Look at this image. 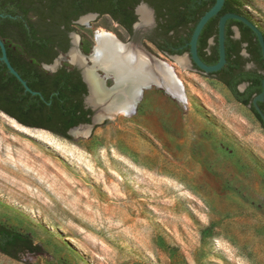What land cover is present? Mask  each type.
Returning a JSON list of instances; mask_svg holds the SVG:
<instances>
[{
	"label": "rangeland",
	"instance_id": "obj_1",
	"mask_svg": "<svg viewBox=\"0 0 264 264\" xmlns=\"http://www.w3.org/2000/svg\"><path fill=\"white\" fill-rule=\"evenodd\" d=\"M233 3L264 33V0ZM72 27L84 55L95 30L130 40L108 15ZM136 42L172 66L184 103L151 87L68 138L0 111V224L40 246L0 264H264V129L215 75Z\"/></svg>",
	"mask_w": 264,
	"mask_h": 264
},
{
	"label": "trees",
	"instance_id": "obj_2",
	"mask_svg": "<svg viewBox=\"0 0 264 264\" xmlns=\"http://www.w3.org/2000/svg\"><path fill=\"white\" fill-rule=\"evenodd\" d=\"M141 1L154 10L157 48H166L169 54H182L189 50L188 42L195 24L215 0H0V39L7 58L26 85L36 92L26 91L0 59V111L24 126L44 129L65 138L69 137L67 131L71 127L89 123L92 112L83 105L86 86L79 71L60 66L50 72L41 64L51 63L60 52L67 50L68 33L80 15L88 12L108 15L130 30L136 21L134 8ZM227 12L238 13L251 20L234 5L233 0H224L217 14L205 23L197 39V55L208 65L218 60L217 24L219 17ZM233 26L237 27L239 38L233 37ZM224 36L225 64L210 74L225 84L239 103L250 105V111L264 129L251 104L253 95L261 90L264 77V61L256 35L243 22L228 19ZM210 37H213V43L208 45ZM243 47L263 73L243 69L244 62L248 60L239 55ZM243 82H248V85L239 90L238 85ZM257 104L264 112V101ZM39 249L40 246L27 235L0 224L1 253L18 258L19 253H37Z\"/></svg>",
	"mask_w": 264,
	"mask_h": 264
},
{
	"label": "water",
	"instance_id": "obj_3",
	"mask_svg": "<svg viewBox=\"0 0 264 264\" xmlns=\"http://www.w3.org/2000/svg\"><path fill=\"white\" fill-rule=\"evenodd\" d=\"M224 0H215L214 4L207 10L204 12V14L199 18V20L197 21V23L195 24L190 40L188 42L189 45V50L187 52H184L182 54H168L170 57H172L174 59V61L179 62L180 59H184V62H187L188 64L194 66L195 69L203 72V73H214L215 71H218L219 69L222 68V66L225 64V47H224V28H225V23L228 19H236L239 20L241 22H243L245 25H247L256 35L257 41L260 45L261 48V55L264 61V38H263V33L262 31L251 21L249 20L247 17H245L244 15L238 14V13H233V12H227L224 13L223 15H221L219 17L218 20V24H217V42H218V60L215 64L212 65H208L204 62H202L199 58V56L197 55V48H196V44H197V39L199 36V33L201 31V29L203 28V26L205 25V23L208 21L209 18H211L212 16L216 15L217 12L220 10V8L223 5ZM139 6H145L149 11H150V15H151V22L148 25H142L140 24V18L138 16L137 13V8ZM135 13L137 15V21L134 22L133 27L135 30H139L141 32H146L148 31L150 28H152L155 25V15H154V10L148 6L147 3L141 1L139 4L136 5L135 8ZM98 14L95 12H88L85 14L80 15L76 20L73 21V23H79V24H83V25H89V20L95 18ZM84 16H88V19L85 22H80L81 18ZM234 30L233 32L235 33V37L239 38V31L237 29L236 26H233ZM96 31V30H95ZM95 31L93 34V38L95 35ZM74 35H76L74 32H70V37H71V47H75L77 52L81 55V57L83 58V63L80 64H74L71 63L72 67L76 68L79 71V75L81 77V80L84 82L85 86H86V94L83 96V104L85 108H88L91 110L92 114L90 115V122L89 123H80L76 126L71 127L67 133L68 135L72 134H77L76 131L83 128L85 129L86 133L90 132V130L92 129V127L99 122H102L103 120L106 119H110L112 117H115L117 115V112L120 111V107L119 105L113 104L115 99V94L117 93V91L119 90L118 84L115 80V77L112 73H108L105 72L101 67L99 66H93L92 67V58L94 57L95 53H94V47H95V43L92 46L91 52L88 55H84L82 54L78 48H77V43H74L72 41V38L74 37ZM77 39L79 38L76 35ZM95 42V39H94ZM209 44L213 43V38H210L208 40ZM129 45L135 47V48H140L137 44H133V43H129ZM244 46V44H243ZM71 47H69V50L71 49ZM0 50H1V56L0 59L5 63L6 67L8 68L9 72L12 73L20 82L21 84L24 86L26 91L31 92L32 94H35V91H32L25 83V81L18 75V73L14 70V68L11 66V64L9 63V60L7 58L6 55V50H5V46L2 42V40L0 39ZM241 53L243 55H246L245 49L244 47L241 49ZM147 63L145 64L146 66H150L151 63H156L158 66L163 67V70L165 72L168 73V69L166 68V62L164 60H161L159 57L154 56L152 54H147ZM62 55V53L58 54V56L51 62V63H42L41 66L43 68L46 69H50V72H53L56 70L57 66H58V58ZM180 63V62H179ZM249 64L246 65V67H248ZM91 70L92 71V75L94 76V79L96 81V85L100 90V97H98L97 102H95L94 104L89 103L88 101V97L90 95V88H89V84L86 81L85 77H84V71L85 70ZM107 81H110V84H107ZM155 83L153 82H148V84H140L138 87V91L136 92V95H134L135 97L132 98V104L134 105V107H136L137 103L139 102L141 96H142V92L145 89L150 88V86H154ZM158 88L163 89L166 93H169L165 88H163L162 86L159 85ZM244 89V84H241L239 86V90H243ZM139 92V93H138ZM138 94H140V97L138 99ZM264 99V77L261 80V90L258 94H256L252 101L251 104L253 106V108L255 109V111L258 113L263 125H264V113L262 112V110L259 108L257 102L262 101ZM110 104H113L111 108V110L109 112H106L102 115H96L97 113H99V111H101L103 108L108 107ZM250 105H248L249 107Z\"/></svg>",
	"mask_w": 264,
	"mask_h": 264
},
{
	"label": "bare ground",
	"instance_id": "obj_4",
	"mask_svg": "<svg viewBox=\"0 0 264 264\" xmlns=\"http://www.w3.org/2000/svg\"><path fill=\"white\" fill-rule=\"evenodd\" d=\"M137 13L140 18V24L148 25L151 22L150 11L145 6H139ZM88 16L81 18L80 22H85ZM94 57L92 58V67L99 66L105 72L112 73L118 84L119 90L115 94V101L113 104L119 105L120 111L117 114L129 115L135 111L134 105L131 103L132 98L135 97L140 84H148V82L155 83L151 87L162 86L175 99L185 102V96L182 85L176 77L172 66L166 63L168 73L163 70V67L156 63H151L146 66L147 55L137 48L124 43L119 40L114 34L97 30L95 35ZM74 43L77 42V37L72 38ZM130 43V42H129ZM146 52V51H145ZM148 54V53H147ZM182 59L179 60L182 61ZM69 61L74 64H82L83 58L77 52L75 47L69 50ZM84 77L89 84L90 95L88 101L91 104L97 102L100 97V90L96 85L92 71L85 70ZM139 93V92H138ZM143 93V92H142ZM138 99L140 94H138ZM113 104L103 108L96 115H102L111 110ZM83 131V130H82ZM76 133H82L77 130ZM86 133V131H85Z\"/></svg>",
	"mask_w": 264,
	"mask_h": 264
},
{
	"label": "flooded vegetation",
	"instance_id": "obj_5",
	"mask_svg": "<svg viewBox=\"0 0 264 264\" xmlns=\"http://www.w3.org/2000/svg\"><path fill=\"white\" fill-rule=\"evenodd\" d=\"M135 8H136V6H135ZM135 8H134V14L136 15V13H135ZM136 21H137V15H136ZM135 21V22H136ZM119 26H121L125 31H126V33L128 34V36H129V38H130V42L131 43H133V44H137L139 47H140V45L136 42V38L137 37H141V38H143V40H147V41H149L150 43H152V45L154 46V47H156L157 48V46H156V38H155V33H154V29H155V27H156V20H155V25L152 27V28H150L148 31H146V32H141V31H138V32H136V30L134 29V27H133V24H134V22L131 24V26H130V30H128L126 27H124V26H122L121 24H119L118 22H116ZM210 38H213V37H210ZM209 38V39H210ZM95 39V38H94ZM208 39V40H209ZM129 41L128 42H124V43H128L129 44ZM80 39L78 38V43H77V48H78V50L80 51ZM68 44H69V47H70V45H71V37H70V32L68 33ZM212 44V43H211ZM208 45H210L209 44V42H208ZM69 47L67 48V50L65 51V52H60V53H62V54H66L67 52H68V49H69ZM178 47H181V46H178ZM92 49V48H91ZM138 50H140L141 52H143V53H148V54H151V53H149V52H145V50L142 48L141 49V47L140 48H137ZM244 49H245V47H244ZM157 50L160 52V53H162V54H165V55H168L169 53L167 52V49L166 48H162V49H158L157 48ZM81 52V51H80ZM245 52H246V55H243L242 53H241V50H240V52H239V55L240 56H242L243 58H248V60L247 61H245L244 62V64H243V69L244 70H249V71H255V73H263V70L261 69V67H260V65L255 61V60H253V59H251L250 58V56H249V54H248V52L246 51V49H245ZM59 53V54H60ZM58 56V55H57ZM56 56V57H57ZM247 64H249V66L248 67H246V65ZM72 68H74V67H72ZM241 84H244V88L248 85V82H243V83H240L239 85H238V89H239V86L241 85ZM256 95V94H255ZM255 95H253V97L255 96ZM253 97H252V99H253ZM252 99H251V101H252ZM262 101H264V99L262 100ZM259 102H261V101H259ZM84 105V104H83ZM263 112V111H262ZM264 113V112H263ZM92 114V113H91Z\"/></svg>",
	"mask_w": 264,
	"mask_h": 264
}]
</instances>
